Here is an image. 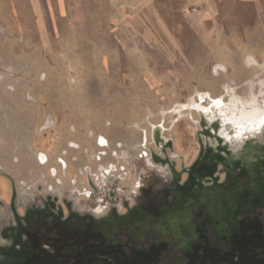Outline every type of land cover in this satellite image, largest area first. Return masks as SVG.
<instances>
[{
    "label": "rangeland",
    "instance_id": "rangeland-1",
    "mask_svg": "<svg viewBox=\"0 0 264 264\" xmlns=\"http://www.w3.org/2000/svg\"><path fill=\"white\" fill-rule=\"evenodd\" d=\"M224 98L264 124V0H0V198L138 196L214 151Z\"/></svg>",
    "mask_w": 264,
    "mask_h": 264
},
{
    "label": "flooded vegetation",
    "instance_id": "flooded-vegetation-1",
    "mask_svg": "<svg viewBox=\"0 0 264 264\" xmlns=\"http://www.w3.org/2000/svg\"><path fill=\"white\" fill-rule=\"evenodd\" d=\"M241 146L256 151L227 159L228 147L206 144L186 166L155 165L167 182L154 179L127 199L89 192L88 200L46 199L33 209L0 198V264H264V140ZM103 207L108 215H97Z\"/></svg>",
    "mask_w": 264,
    "mask_h": 264
},
{
    "label": "bare ground",
    "instance_id": "bare-ground-1",
    "mask_svg": "<svg viewBox=\"0 0 264 264\" xmlns=\"http://www.w3.org/2000/svg\"><path fill=\"white\" fill-rule=\"evenodd\" d=\"M234 95H236V94H234ZM226 96L230 97L231 93L226 94ZM201 100L206 101V98H204V96H203V97H201ZM208 100L211 101V98L208 97ZM224 100H225V98L221 99V101H220V99L214 100V101H215V104H216V102L218 104L217 109L220 112V114L226 115L224 117L228 118V121H226V123L224 124V127H221V124H220V126L216 127L214 125L215 123H211V125L208 123L209 126H211V129L209 130V133H207L206 135L208 136V138L211 137L210 144L214 147V151H216L218 149V145H221L224 148L228 147L227 150L229 151V154L227 155V159H229L231 156H232V158H237L240 154L242 156H244L245 158H248V157L251 158L254 155V152H253L254 148H252V150L246 151V147L241 146V145H243V141H241L240 139L242 137H244L246 139L252 140L253 136L257 135V140L261 141L259 139V136H260L259 132H261L264 135V124L262 125L263 121L262 120L256 121V119L254 120L252 118L253 113H250L249 105H246L244 103H240L237 100L235 101L236 103L227 104ZM219 105H221V107H219ZM196 107H199V106H196ZM190 108H192V107H190ZM197 110L200 112V114L203 117H205V112L207 110H210V109L204 106L202 108L201 107L198 108ZM210 111L212 113H214V115H216L214 109H211ZM239 115H240V117H239ZM222 128L223 129L226 128L227 130L230 129V130L234 131L235 135L233 136V138H230L231 136L229 137V135H225V132L223 131ZM150 131L152 134L153 143L156 144L157 146H159L161 149L165 150V148L167 147V139H164L163 127H161L160 125L154 124L152 126V130H150ZM218 136L222 137L221 142H218V140L216 139ZM151 152H152V156H153L152 158L154 159V162H155V160L158 162L159 157L157 156L154 148H151ZM151 160L152 159L150 158V161ZM159 169H161L160 166H159ZM168 169L173 170V167L170 164L166 163L165 166H163V168L161 170L165 172V171H168ZM171 172H172V174H170V177L172 180V176L174 174V171H171ZM108 210H109V208L103 207L97 211V215H99V216L108 215Z\"/></svg>",
    "mask_w": 264,
    "mask_h": 264
}]
</instances>
